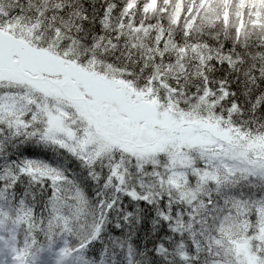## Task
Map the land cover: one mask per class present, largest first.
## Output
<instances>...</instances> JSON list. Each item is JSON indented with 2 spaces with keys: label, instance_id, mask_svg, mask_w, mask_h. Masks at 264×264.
Wrapping results in <instances>:
<instances>
[{
  "label": "snow or ice",
  "instance_id": "6c2138e0",
  "mask_svg": "<svg viewBox=\"0 0 264 264\" xmlns=\"http://www.w3.org/2000/svg\"><path fill=\"white\" fill-rule=\"evenodd\" d=\"M0 264H264V0H0Z\"/></svg>",
  "mask_w": 264,
  "mask_h": 264
}]
</instances>
